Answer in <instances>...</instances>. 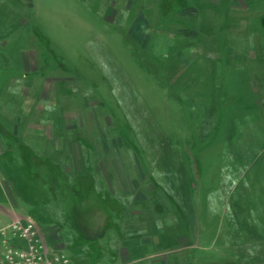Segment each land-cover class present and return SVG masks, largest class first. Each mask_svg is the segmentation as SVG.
Returning a JSON list of instances; mask_svg holds the SVG:
<instances>
[{
  "label": "rangeland",
  "instance_id": "374dc122",
  "mask_svg": "<svg viewBox=\"0 0 264 264\" xmlns=\"http://www.w3.org/2000/svg\"><path fill=\"white\" fill-rule=\"evenodd\" d=\"M14 204L72 264H264V0H0Z\"/></svg>",
  "mask_w": 264,
  "mask_h": 264
},
{
  "label": "built area",
  "instance_id": "2783aa9c",
  "mask_svg": "<svg viewBox=\"0 0 264 264\" xmlns=\"http://www.w3.org/2000/svg\"><path fill=\"white\" fill-rule=\"evenodd\" d=\"M0 264H72L29 219L0 229Z\"/></svg>",
  "mask_w": 264,
  "mask_h": 264
},
{
  "label": "crops",
  "instance_id": "0c3cea01",
  "mask_svg": "<svg viewBox=\"0 0 264 264\" xmlns=\"http://www.w3.org/2000/svg\"><path fill=\"white\" fill-rule=\"evenodd\" d=\"M36 157L37 156H34V155L31 156V157H29L27 159V163L29 164V163H32L33 161H36L37 162V165L36 166L38 167V165H39V170H41L44 173H47L48 166L50 167V169L51 168L53 170L54 169H57V167H56L57 164L54 165L55 164L54 161H53L54 159H52L51 156H48V157L46 156L44 163H41L42 162L41 161V158L37 159ZM80 162H81V164H83V159L82 158H81ZM40 165L41 166H46V167H44L43 169H41L40 168ZM24 169L27 170L28 168L27 167H24ZM54 172L56 173L57 171H54ZM108 185H109V189L111 191V194L115 195L117 193V190L112 189L111 184L108 183ZM104 188H107V187H105L104 185H100L99 186V192L98 193L105 192V189ZM95 192L96 191H94L93 193H95ZM92 199H94L93 195H92L91 200ZM19 208L20 207H18L17 204L12 205V207L11 206H6V205L5 206H0V212H1L2 216L5 217L6 219L7 218H10L9 220H10L11 223H13L15 221H22V220L28 219L29 217H28V215L26 213L23 215L22 213L20 214L19 212H17V211H20L21 210V208L20 209ZM22 210H24V209L22 208Z\"/></svg>",
  "mask_w": 264,
  "mask_h": 264
},
{
  "label": "trees",
  "instance_id": "16d2710c",
  "mask_svg": "<svg viewBox=\"0 0 264 264\" xmlns=\"http://www.w3.org/2000/svg\"><path fill=\"white\" fill-rule=\"evenodd\" d=\"M27 2H28V4L32 7L33 6V0H26ZM91 188V187H90ZM90 188H83V190H84V194H87L88 196H89V194L91 195V198H92V192H91V190L92 189H90ZM78 195V192H77V194H76V196ZM89 198H90V196H89ZM97 205V204H96ZM96 205H95V207H96Z\"/></svg>",
  "mask_w": 264,
  "mask_h": 264
}]
</instances>
